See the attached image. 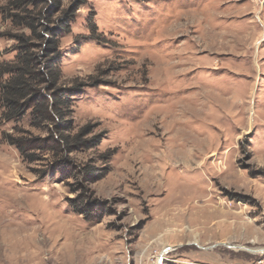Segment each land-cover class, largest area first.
<instances>
[{
  "label": "rangeland",
  "instance_id": "obj_1",
  "mask_svg": "<svg viewBox=\"0 0 264 264\" xmlns=\"http://www.w3.org/2000/svg\"><path fill=\"white\" fill-rule=\"evenodd\" d=\"M30 22L60 117L0 108V264H264V0H0V65Z\"/></svg>",
  "mask_w": 264,
  "mask_h": 264
},
{
  "label": "trees",
  "instance_id": "obj_2",
  "mask_svg": "<svg viewBox=\"0 0 264 264\" xmlns=\"http://www.w3.org/2000/svg\"><path fill=\"white\" fill-rule=\"evenodd\" d=\"M29 26L32 28L36 43L23 48L24 50L18 54L14 64L0 65V108L2 109L1 118L4 121L20 117L22 112H25L23 110L25 105L27 108L33 107L34 119L51 121L55 117H60V111L57 108L59 103L41 108L47 102L45 93L50 91L52 88L50 85L55 83L51 69L52 63L44 60L51 54L50 51L53 48L50 45L52 44L47 38L45 27L40 25L35 28L32 22ZM41 30L42 33H40ZM40 50L44 53L41 60L37 52ZM31 51H34V54ZM42 60L45 67L40 70L38 67ZM49 82V90H45ZM52 142L57 143L58 141L52 140Z\"/></svg>",
  "mask_w": 264,
  "mask_h": 264
},
{
  "label": "water",
  "instance_id": "obj_3",
  "mask_svg": "<svg viewBox=\"0 0 264 264\" xmlns=\"http://www.w3.org/2000/svg\"><path fill=\"white\" fill-rule=\"evenodd\" d=\"M160 262H161V260H160ZM160 264V263H159Z\"/></svg>",
  "mask_w": 264,
  "mask_h": 264
}]
</instances>
